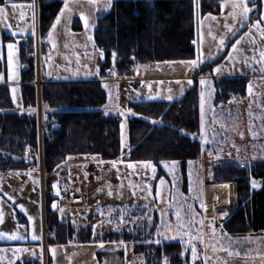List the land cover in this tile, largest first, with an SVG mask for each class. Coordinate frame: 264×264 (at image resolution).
<instances>
[{"label":"rangeland","instance_id":"1","mask_svg":"<svg viewBox=\"0 0 264 264\" xmlns=\"http://www.w3.org/2000/svg\"><path fill=\"white\" fill-rule=\"evenodd\" d=\"M111 4L112 0H63L44 38L38 40V45L34 42L36 91L44 84L41 78L44 76L63 81L107 78L100 77L99 65L104 54L96 46L93 32L97 17L107 13ZM245 7L249 9L247 13ZM37 11L32 3L10 0L0 4V81L7 84L18 110L24 108L22 70L24 64H29L22 63L18 41L27 34L37 35ZM254 12L255 7L246 0H223L216 14L200 15L195 8V54L191 59L136 64L127 75L114 73L103 80L105 102L99 110L103 116L120 119L119 159L102 160L94 154L69 155L61 170L49 179L39 167L37 172H0V264L30 259L38 253L35 243L40 238L38 203L47 193V183L54 191L60 185L63 190L86 193L88 208L70 205L58 209V219L75 221L93 213L96 232L121 229L127 219L136 221L140 227L141 220L149 223L156 211L158 225L149 239L154 243L182 242L190 251V264L197 261L228 264L233 251L264 249V233L242 239L224 235L226 230L221 221L228 219L235 209L236 193L230 210L219 211L217 219L203 217L200 209L208 181L223 179L232 166L249 168L254 159L264 157V1L259 20L252 16ZM75 17L79 30L72 27ZM9 44L13 45L11 49ZM217 58L219 61L200 75L198 82L199 76L193 74V82L199 87L200 156L183 163L128 160L127 117L132 114L129 103L180 97L193 82L178 76L193 73L196 67ZM236 73L248 75L245 95L215 103L213 80L237 77ZM36 112L40 122L38 102ZM39 138L40 143L41 135ZM39 153L41 149L38 156ZM34 160L39 163V158ZM220 162L223 165L215 169ZM231 186L234 191V184ZM250 186L256 189L260 183L251 178ZM133 209L140 210V216L132 214Z\"/></svg>","mask_w":264,"mask_h":264},{"label":"trees","instance_id":"2","mask_svg":"<svg viewBox=\"0 0 264 264\" xmlns=\"http://www.w3.org/2000/svg\"><path fill=\"white\" fill-rule=\"evenodd\" d=\"M12 1L31 3L33 0ZM221 1L112 0L110 10L97 17L93 32L94 42L104 54L99 65L100 77H108L112 72L127 75L133 66L141 63L191 59L195 54V8L200 15L216 14ZM263 1L246 0L248 5L255 7L252 15L255 19H260ZM5 2L7 0H0V4ZM62 3V0H37L39 38L46 35ZM73 21V29L79 30L78 19L75 17ZM23 40L21 59L23 64H29H24L26 68L22 70L20 87L22 105L27 110L15 111L7 84H0V170L27 168L35 161L27 156L30 148L37 153L41 149L42 167L47 174L58 173L69 155L94 154L102 160L119 159L120 119L101 114L99 107L105 102V93L99 81L44 83L39 94V122L37 91L33 83L35 39L33 35H27ZM218 61L219 58L198 66L193 74H206ZM246 82L244 77L215 78L214 102L223 103L232 96H244ZM129 107L132 114L127 117L128 160L155 164L179 160L183 163L200 156L199 90L195 82L179 99L133 101ZM228 170L223 179L215 180L236 184L237 205L229 218L221 221L225 230L264 231V159H254L249 168ZM251 178L259 181V188L251 189ZM44 199L45 228L50 231L45 237V245L73 241L76 238L74 225L68 221L60 222L57 210L50 208L55 197L49 186ZM131 212L136 216L142 213L138 209ZM144 223L140 227L133 223L135 230L131 231L133 236L138 234L143 239L128 236L134 242L133 251L143 256L144 264H190V251L182 242L146 240L157 228L156 211L150 222ZM121 232L125 231L109 229L104 235L110 240ZM14 264L42 263L23 260ZM45 264H51L47 253ZM195 264H201V261Z\"/></svg>","mask_w":264,"mask_h":264},{"label":"crops","instance_id":"3","mask_svg":"<svg viewBox=\"0 0 264 264\" xmlns=\"http://www.w3.org/2000/svg\"><path fill=\"white\" fill-rule=\"evenodd\" d=\"M7 1H10V0H7ZM62 2H63V0H62ZM31 3L34 4L36 9H37V0H33ZM37 29H38V11H37ZM27 35H32V34H27ZM34 39L38 45V40L40 39L38 37V32H37V35H34ZM39 44H40V42H39ZM113 74H114V72H112L108 77H111ZM37 76H39L38 73H37ZM235 76H237V77L243 76L247 79L246 76H248V75H247V73H236ZM178 77L179 78L184 77L183 78L184 81L189 80L190 83L193 82V73L183 75V76H178ZM229 77H232V76H229ZM41 78L43 81L42 83L62 82L63 81V80L51 79V78H48L46 76L41 77ZM107 78L98 79L101 87H102L103 80H106ZM199 78H200V76L197 77V82H198ZM217 78H220V77H217ZM37 80H38V78H37ZM91 80L97 81L96 79H85V77L68 79L65 81H91ZM39 81H41L40 77H39ZM2 83H4V82L0 81V84H2ZM190 83L187 85H184V89H186L190 85ZM184 89L179 94H181L184 91ZM198 90H199V87H198ZM183 94L184 93H182L181 96ZM180 97L175 98V99H171V100L170 99H164V100L172 101V100L179 99ZM156 100H158V99H156ZM159 100H161V99H159ZM13 105H14V103H13ZM14 110L21 113L23 111H26L27 109L22 108V109L18 110V109H15V106H14ZM199 115H200V112H199ZM200 150H202L201 144H200ZM256 159H264V157H260V158H256ZM228 163L229 162H224V164H228ZM221 165H223V163H221V162L217 163V165H215L214 168L215 169L220 168ZM38 167H39L38 162H36V163L31 162L27 168H25L23 170H18V172H23V171H36L37 172ZM232 168H242V167H239L237 165V166H232ZM60 170H61V168H60ZM8 172H9V170H7V172L4 174H7ZM55 174H57V173L47 174L48 179H49V176H50V178L51 177L53 178L55 176ZM62 174H65V172H63ZM86 175H87V173H86ZM214 181L215 180L208 181L207 183L214 182ZM226 183H228L230 185L231 192L235 194L236 193L235 182L234 181H228ZM47 184H48V186H50L51 191L54 192L51 184L50 183H47ZM233 184H234V191H233V188L231 186ZM57 188L62 189V187L60 185H58ZM68 191L73 192V193H78L83 198V205L82 206H77V205H73V204H69L68 206L71 205L77 209L88 208L89 199H88V196L86 193L83 194L80 191H70V190H68ZM200 205H202V207L200 209L202 211L203 217L210 218V219H217L216 218L217 214L214 215L213 217L208 216V214L205 210V207H204V200L202 201V203ZM138 216H140V215H138ZM44 220H45V203H44V198L42 197L38 203V227H39L40 238H39V241L35 242L38 246V253L35 254V257L33 256V258H30V259H16L11 264H14L17 261H23V260L40 261L42 264H44L46 253H47L48 259L50 260L51 264H142V261H143L142 257L143 256L140 254H137L133 251V243L134 242L130 239V237H128L129 235L133 236V233H131V231L135 230V228L133 229V223H136V221L127 219V223L121 229H113L116 231L117 230L118 231L123 230L125 232L124 233L121 232V233L117 234L116 236H114L113 239L109 240L106 238L108 236L104 235L107 232V230H109V229L97 231V232L95 231L94 225L96 223V218H95V215L93 213L85 214L84 218H81L80 220H75V221H72L69 218L68 219H60L59 220L60 222L68 221L74 225L75 230H76V238L71 242L50 244V245L46 246L45 245V237L41 238L42 228L45 229V221ZM142 225L144 226L145 223L143 222ZM129 229H131V230H129ZM49 233H50V231H49ZM224 233H225L224 235L228 236V238H230V239H237V238L242 239V238H247V237L259 235L261 233H264V231H259V232H227V231H225ZM134 237H135V239H138V240L143 239L138 234L136 236H133V238ZM92 238H95L97 241L90 242L89 240H91ZM146 238H147L146 239L147 241H152L151 239H149V238H151L150 236H148ZM229 256L230 257H229L228 264H264V249H259L257 251L256 250H250V249L249 250L244 249V251H242V250L237 251L236 250V251L231 252Z\"/></svg>","mask_w":264,"mask_h":264},{"label":"bare ground","instance_id":"4","mask_svg":"<svg viewBox=\"0 0 264 264\" xmlns=\"http://www.w3.org/2000/svg\"><path fill=\"white\" fill-rule=\"evenodd\" d=\"M40 81H37L39 84ZM204 207L208 216H214L221 210H230L233 205V193L226 182L206 183Z\"/></svg>","mask_w":264,"mask_h":264},{"label":"built area","instance_id":"5","mask_svg":"<svg viewBox=\"0 0 264 264\" xmlns=\"http://www.w3.org/2000/svg\"><path fill=\"white\" fill-rule=\"evenodd\" d=\"M18 45L20 47H23L24 46V41L20 40L18 42ZM39 84H40V82H39ZM39 84H38V86H39ZM39 129H41L40 126H39ZM49 136H51V134H49ZM27 156H29L31 159H36V160L39 158V162L41 160L40 153H39V156H38L37 152L34 149H31V148L27 150ZM39 169L42 170V167L39 166ZM0 172L6 173L7 170L3 169V170H0ZM41 190L43 192V188ZM54 194H55V199H56V203H57V208L58 209H66L69 204H73V205H77V206H82L83 205V198L78 193H72V192L65 191V190H62V189L58 188L54 192ZM48 233H49V230L43 228V230H42L43 237H45V235L48 234Z\"/></svg>","mask_w":264,"mask_h":264},{"label":"water","instance_id":"6","mask_svg":"<svg viewBox=\"0 0 264 264\" xmlns=\"http://www.w3.org/2000/svg\"><path fill=\"white\" fill-rule=\"evenodd\" d=\"M25 68H26V66L24 65V66H23V69H25ZM39 93H40V90L37 89L38 110L40 109V106H39V100H40V98H39ZM38 112H39V111H38ZM55 127H56V126H54L53 128H55ZM50 208H51L52 211H56V210H57L56 200H53V201L51 202V204H50Z\"/></svg>","mask_w":264,"mask_h":264},{"label":"snow or ice","instance_id":"7","mask_svg":"<svg viewBox=\"0 0 264 264\" xmlns=\"http://www.w3.org/2000/svg\"><path fill=\"white\" fill-rule=\"evenodd\" d=\"M238 5H234V7H237ZM249 11V9H247L246 7L244 8V12L245 13H247ZM59 19V18H58ZM53 27H55V25L53 26ZM8 47L11 49L12 47H13V45L12 44H9L8 45ZM193 65H195L196 64V61H192L191 62ZM202 83H203V81H202ZM13 238H15V237H13ZM36 237L34 236L33 237V239H35ZM193 254L195 255V248H193Z\"/></svg>","mask_w":264,"mask_h":264}]
</instances>
